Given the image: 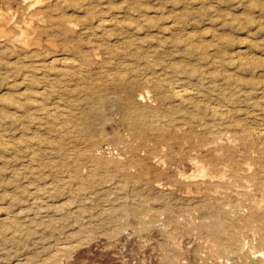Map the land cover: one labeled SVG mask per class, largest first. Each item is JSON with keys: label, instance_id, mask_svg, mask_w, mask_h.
Segmentation results:
<instances>
[{"label": "rangeland", "instance_id": "rangeland-1", "mask_svg": "<svg viewBox=\"0 0 264 264\" xmlns=\"http://www.w3.org/2000/svg\"><path fill=\"white\" fill-rule=\"evenodd\" d=\"M26 1L0 0V264H262L264 0Z\"/></svg>", "mask_w": 264, "mask_h": 264}, {"label": "bare ground", "instance_id": "bare-ground-1", "mask_svg": "<svg viewBox=\"0 0 264 264\" xmlns=\"http://www.w3.org/2000/svg\"><path fill=\"white\" fill-rule=\"evenodd\" d=\"M107 1V0H106ZM39 2V0H27L26 1V3L28 4V5H32V4H37ZM20 3V2H19ZM82 3V2H81ZM85 3V2H84ZM75 4V3H74ZM23 5H24V3H23ZM78 6V5H77ZM27 7H29V6H27ZM32 7V6H31ZM72 7V6H71ZM79 7V6H78ZM30 8V7H29ZM43 8H45V7H43ZM99 8V7H98ZM41 9V8H40ZM11 12V11H10ZM40 12V11H39ZM42 12V11H41ZM94 12V11H93ZM2 13V12H1ZM36 14H38V12L36 13ZM74 15V14H73ZM66 17V16H65ZM36 19V18H35ZM4 19H3V15H1L0 14V21L2 22ZM46 21V20H45ZM113 23V22H112ZM85 24V23H84ZM101 25H102V23H101ZM28 26V25H27ZM82 27V26H81ZM39 29V28H38ZM8 34V33H7ZM56 34V33H55ZM25 35V34H24ZM123 35V34H122ZM92 38V37H91ZM90 38V39H91ZM40 42V41H39ZM99 42V41H98ZM36 43V42H35ZM25 45V44H24ZM40 45V44H39ZM45 45V44H44ZM88 46V45H87ZM50 48H52V47H50ZM56 49V48H55ZM98 51V50H97ZM96 54V53H95ZM55 58V57H54ZM21 59V58H20ZM29 59V58H28ZM42 59V58H41ZM86 60V59H85ZM12 61V60H11ZM18 62V61H17ZM38 62V61H37ZM64 62V61H63ZM212 62V61H211ZM20 63V62H19ZM45 63V62H44ZM61 63V62H60ZM65 63V62H64ZM26 64V63H25ZM70 64V63H69ZM74 64V63H73ZM35 66V65H34ZM77 66V65H76ZM81 66V65H80ZM17 67H18V65H17ZM27 67V66H26ZM63 67V66H62ZM75 67V66H74ZM67 68H68V66H67ZM78 68V67H77ZM79 69V68H78ZM81 69V71H82V67L80 68ZM80 69H79V71H80ZM74 70H76V69H74ZM73 70V68H72V71H74ZM80 71V72H81ZM32 72V71H31ZM59 72H61V71H59ZM77 72H78V70H77ZM75 74V73H74ZM79 74H81V73H79ZM156 74V73H155ZM28 75V74H27ZM81 75H83V73L81 74ZM29 76V75H28ZM49 76V75H48ZM150 76V75H149ZM148 76V77H149ZM26 77V76H25ZM45 78V77H44ZM47 78V77H46ZM104 79V78H103ZM123 79V78H122ZM146 79V78H145ZM200 79H202V78H200ZM206 80V79H205ZM49 81H50V79H49ZM122 81V80H121ZM150 81V80H149ZM39 82V81H38ZM55 82V81H54ZM126 82V81H125ZM158 82V81H157ZM45 83V82H44ZM47 84V83H46ZM16 85V84H15ZM42 85H45V84H43L42 83ZM53 85V84H52ZM83 85V84H82ZM46 86V85H45ZM118 86V85H117ZM177 86V85H176ZM175 86V87H176ZM181 85L179 84L178 85V89H179V87H180ZM44 87V86H43ZM88 88H89V86H87ZM174 87V88H175ZM183 87H184V85H183ZM90 88H92V86H90ZM174 88H172V86H171V90L173 91V93H174V95L175 96H177V97H180V98H187V96L189 95L186 91H184L183 89H181L180 88V90L179 91H176ZM187 88V87H186ZM200 88V87H199ZM58 89V88H57ZM202 89V88H201ZM50 90V89H49ZM175 90V91H174ZM208 90V89H207ZM210 90V89H209ZM208 90V91H209ZM59 91V90H58ZM195 91H197V90H195ZM44 92V91H43ZM88 92V91H87ZM190 92V91H189ZM193 92V91H192ZM198 92V91H197ZM25 93V92H24ZM101 93V92H100ZM194 93V92H193ZM196 93V92H195ZM33 94V93H32ZM89 94V92L87 93V95ZM91 94V93H90ZM204 94V93H203ZM208 94H210V93H208ZM56 95V94H55ZM141 95V94H140ZM200 95H202V94H200L199 92H198V96L200 97ZM64 96V95H63ZM93 96V95H92ZM98 96H100V95H98ZM98 96H96V97H98ZM193 95H191V97H192ZM198 96H197V98H198ZM32 97V96H31ZM73 97V96H72ZM90 97V96H89ZM172 97V96H171ZM194 98H196L195 96H193ZM202 97H206L205 96V94H204V96H202ZM202 97H200V98H202ZM74 98H75V96H74ZM95 98V97H94ZM175 98V97H174ZM173 98V99H174ZM196 98V99H197ZM208 98V97H207ZM14 99V98H13ZM21 99V98H20ZM101 101H105V100H102V98L100 97L99 98ZM104 99H105V97H104ZM176 99V98H175ZM183 99V100H184ZM192 99V98H191ZM203 99V98H202ZM209 99V98H208ZM92 100V99H91ZM172 100V99H171ZM205 100V99H204ZM32 101V100H31ZM52 101V100H51ZM187 101H189V99L187 100ZM193 101V100H192ZM195 101V100H194ZM14 102H16V101H14ZM44 102V101H43ZM106 102V101H105ZM104 102V103H105ZM174 102H176V101H174ZM179 102H181V100L179 101ZM178 102V103H179ZM184 102H186V100L184 101ZM198 102H200V99H199V101ZM197 102V103H198ZM26 103V102H25ZM99 103V102H98ZM173 103V102H172ZM171 103V104H172ZM187 103V102H186ZM194 103V102H193ZM201 103H203V102H201ZM22 104H24V103H22ZM101 104V103H100ZM184 104V103H183ZM188 104H190V103H188ZM204 104H207V103H204ZM209 105H211V103H208ZM26 105V104H25ZM43 105V104H42ZM103 105V104H102ZM128 105V104H127ZM177 105V104H176ZM192 105V104H191ZM129 106H131V105H129ZM174 106V105H173ZM193 106H196V105H193ZM215 106V105H214ZM25 107V106H24ZM131 107H135V106H131ZM175 107V106H174ZM207 107V106H206ZM218 107V106H217ZM14 108H15V106H14ZM106 108V107H105ZM136 108V107H135ZM45 109V108H44ZM103 109V108H102ZM124 109H126V108H124ZM128 109H129V107H128ZM127 109V110H128ZM140 109V108H139ZM210 109V108H209ZM208 109V110H209ZM22 110V109H21ZM133 110V109H132ZM134 110H137V108L136 109H134ZM218 110H219V107H218ZM26 111H27V109H26ZM31 111V110H30ZM52 111V110H51ZM128 111H131V110H128ZM138 111V110H137ZM137 111H136V113H137ZM211 111V110H210ZM213 112H215V113H217V110L216 109H213L212 110ZM6 112V111H5ZM38 112V111H37ZM140 113H141V110L139 111ZM8 113V112H7ZM33 113V112H32ZM61 113V112H60ZM135 113V112H134ZM133 113V114H134ZM13 114V113H12ZM130 114L131 115H133L131 112H130ZM212 114H214V113H212ZM220 114V113H219ZM8 115V114H7ZM11 115V114H10ZM40 115V114H39ZM146 115V114H145ZM145 115H144V117H145ZM5 116V115H4ZM30 116V115H29ZM138 116H139V114H138ZM147 117H148V115H146ZM163 116V115H162ZM141 115H140V118L139 117H137V118H139L140 120H142L141 119ZM29 118V117H28ZM51 118V117H50ZM153 118V117H152ZM15 119V118H14ZM129 119H130V117H129ZM134 119V118H133ZM136 119V118H135ZM135 119L134 120H132L131 122H135ZM149 119V118H148ZM157 119V118H156ZM50 120V119H49ZM131 120V119H130ZM138 120V119H137ZM136 120V121H137ZM144 120H146L145 118H144ZM153 120V119H152ZM151 120V121H152ZM11 121V120H10ZM24 121V120H23ZM31 121V120H30ZM129 121V120H128ZM150 121V119L148 120V122ZM158 121H160V120H158ZM19 122H21V121H19ZM130 122V123H131ZM148 122H147V120H146V123L148 124ZM129 123V122H128ZM137 123H138V121L136 122V123H134V125L133 124H131V125H133V126H135V124H136V126H137ZM140 123V122H139ZM143 124H144V122H142ZM159 123H161V121L159 122ZM16 124V123H15ZM19 124V123H18ZM64 124V123H63ZM146 124V125H147ZM156 124V123H155ZM163 124V123H162ZM237 125V124H236ZM25 126V125H24ZM264 127V126H263ZM136 128V127H135ZM134 128V129H135ZM138 128H139V125H138ZM158 129V128H157ZM17 133V132H16ZM69 133V132H68ZM2 134H4V133H2ZM263 134V133H262ZM38 135V134H37ZM1 136V135H0ZM263 136V135H262ZM264 137V136H263ZM1 138V137H0ZM67 138V137H66ZM3 139V138H2ZM61 139V138H60ZM66 140V139H65ZM15 141V140H14ZM17 141V140H16ZM75 141V140H74ZM1 143V142H0ZM53 143V142H52ZM62 143V142H61ZM66 143V142H65ZM2 144H3V141H2ZM71 144V143H70ZM4 145V144H3ZM76 145V144H75ZM67 146V145H66ZM77 146V145H76ZM4 147H6V145H4ZM34 147V146H33ZM85 147V146H84ZM74 150V149H73ZM82 150V149H81ZM3 152V151H2ZM78 152V151H77ZM82 152V151H81ZM197 161V160H196ZM87 164V163H86ZM224 167V166H223ZM105 168V167H104ZM14 170V169H13ZM202 171V174H204L203 173V170H201ZM99 172V171H98ZM14 174V173H13ZM228 174V173H227ZM107 175V174H106ZM197 175V174H196ZM205 175V174H204ZM202 176V175H201ZM75 177V176H74ZM105 178V177H104ZM256 178V177H255ZM99 179V178H98ZM230 182V181H229ZM256 182V181H255ZM79 183V182H78ZM261 182H259L258 184H260ZM238 184V183H237ZM242 184V183H241ZM261 184H263V183H261ZM82 186V185H81ZM238 186V185H237ZM261 187H263V186H261ZM197 192V191H196ZM162 193V192H161ZM198 193V192H197ZM236 194V193H235ZM32 196V195H31ZM168 200V199H167ZM245 200V199H244ZM189 204V203H188ZM222 208V207H221ZM250 213V212H249ZM183 217V216H182ZM247 217V216H246ZM251 217V216H250ZM144 218V217H143ZM253 219V218H252ZM254 220V219H253ZM172 221V220H171ZM170 223V222H169ZM173 223V222H172ZM162 224V223H161ZM254 225H255V223H254ZM256 226V225H255ZM262 226V225H261ZM174 227H175V224H174ZM177 231V230H176ZM175 231V232H176ZM254 231V230H253ZM264 238V237H263ZM169 240V239H168ZM120 241V240H119ZM175 241V240H174ZM121 242V241H120ZM147 242V241H146ZM177 242V241H176ZM126 245V244H125ZM183 246V245H182ZM154 247V246H153ZM225 248V247H224ZM182 250V249H181ZM52 252V251H51ZM122 252V251H121ZM250 252V251H249ZM83 253H85L84 251H83ZM89 253V252H88ZM87 253V254H88ZM105 254V253H104ZM112 254V253H111ZM217 254V253H216ZM260 255V254H259ZM174 256V255H173ZM189 256V255H188ZM91 257H94L93 255L91 256ZM257 257V256H256ZM118 259V258H117ZM197 259V258H196ZM59 260V259H58ZM81 260V259H80ZM110 260V259H109ZM145 260V259H144ZM226 260V259H225ZM228 260V259H227ZM92 261H94L93 259H92ZM80 262H82V261H80ZM261 262H262V264H264V252H262L261 253ZM84 263V262H83ZM82 263V264H83ZM86 263V262H85ZM182 263V262H181ZM72 264V263H71ZM74 264V263H73ZM77 264V263H76ZM79 264H81V263H79ZM96 264V263H95ZM104 264V263H103ZM114 264V263H113ZM123 264V263H122ZM228 264V263H227Z\"/></svg>", "mask_w": 264, "mask_h": 264}]
</instances>
